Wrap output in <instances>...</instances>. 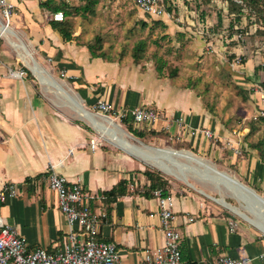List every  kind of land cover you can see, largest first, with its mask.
I'll return each instance as SVG.
<instances>
[{"label": "crops", "instance_id": "obj_1", "mask_svg": "<svg viewBox=\"0 0 264 264\" xmlns=\"http://www.w3.org/2000/svg\"><path fill=\"white\" fill-rule=\"evenodd\" d=\"M44 1L12 0L15 7L10 30L3 35L0 28V186L12 182L19 190L0 212L31 247L56 252L69 231L57 194L44 176L47 171L63 174L69 182L80 179L92 196V211L106 213L105 217L99 215V238L117 245L121 264H146L144 252L165 243L159 199L156 190H148L151 181L144 173L146 164L103 137L106 134L78 110L77 101L86 112L105 120L109 119L94 110L99 99L116 110L156 107L163 114L156 129L176 138L183 135L175 123L180 116L188 128L212 130V138L186 131L180 140L195 152L220 158L222 168L228 170L229 166L235 175L229 173L264 196V157L252 137L248 138L251 127L246 123L251 115L264 110L263 31L256 32L254 24L244 25L248 22L243 18L240 26L250 36L245 41L237 39L225 0H165L166 12L161 15L139 8L133 11L130 0H96L93 12L63 11L62 21L53 19V14L62 10L44 7ZM57 3H66L68 9L84 1ZM66 31L69 38L64 36ZM141 40L145 48L173 53L145 52L136 61L132 51ZM10 41L17 47L23 44L26 63L35 58L51 77L31 73L24 62L27 75L10 76V69H19ZM109 50L117 53L109 55ZM198 50L204 54L203 60L208 54L218 59L224 56L217 68L222 66L228 83L242 94L230 96L226 93L232 88L220 86L224 92L216 98V106L210 107L205 76L196 78L194 84L184 72L189 63L185 52ZM172 63L174 69L167 71L166 65ZM217 76L222 81L226 77L221 73ZM231 99L235 109L240 106L243 122L228 120L235 112ZM104 123L111 127L115 121L108 122L109 126ZM93 138L97 139L95 149L91 148ZM122 180L126 181V194L115 201H110V196L104 200L102 193ZM168 183L173 225L181 234L185 264H222L219 257L223 255L249 258L245 264H264V230L255 224L252 212L245 209L251 219L242 217L220 201L224 208L209 201L205 196L215 201L217 197L204 191L176 187L171 180ZM233 196L240 207L246 205L242 198ZM230 220L236 223L234 231H230Z\"/></svg>", "mask_w": 264, "mask_h": 264}, {"label": "built area", "instance_id": "obj_2", "mask_svg": "<svg viewBox=\"0 0 264 264\" xmlns=\"http://www.w3.org/2000/svg\"><path fill=\"white\" fill-rule=\"evenodd\" d=\"M135 5L146 13L161 15L166 12L165 0H133ZM15 4L12 0H0V20L10 28L14 15ZM53 19L62 21L65 19L63 11L53 14ZM10 76L23 78L27 71L23 68L10 69ZM94 110L105 118L115 121L121 125L128 120L136 128L156 129L158 122L162 119V112L153 106L142 105L136 108L116 110L111 103L99 99L94 105ZM262 110L255 118L263 117ZM175 123L182 130L191 135L204 134L208 138L214 136L208 128H188L183 117H177ZM190 127V126H189ZM176 135L177 139L182 138ZM97 139H91V148L95 149ZM238 152V150H236ZM49 187L54 190L58 197V205L63 212L69 226L66 240L61 249L50 252L44 247H31L26 238L20 236L17 229L4 221L0 212V264H121L117 245L114 242L104 241L100 235V216L106 213L93 212L90 205V194L84 188L80 179L69 182L67 177L56 171L44 173ZM18 188L12 182L3 183L0 186V211L1 206L9 199L16 197ZM155 195L159 199V214L165 233V243L162 247L153 251L144 252L146 264H185L180 249V232L174 227L173 200L168 194L162 195V190L157 189ZM100 215V216H99ZM230 231L236 229V223L229 221ZM249 258H232L220 256L222 264H245Z\"/></svg>", "mask_w": 264, "mask_h": 264}, {"label": "rangeland", "instance_id": "obj_3", "mask_svg": "<svg viewBox=\"0 0 264 264\" xmlns=\"http://www.w3.org/2000/svg\"><path fill=\"white\" fill-rule=\"evenodd\" d=\"M130 1H131V6H132L131 10H133V11L138 10V7L135 5L134 1H132V0H130ZM1 21L3 22L2 19H1ZM251 21L252 22H254V21L256 22L255 19H251ZM243 24L246 25L248 23L244 22ZM251 24H254V23H251ZM254 27L256 28V24H254ZM263 27H264V25H263ZM245 31L246 30H245V28L243 29V27L235 29V35L234 36H236L237 39L245 41L246 37L250 36V35H248L249 33L247 34ZM20 41H21V43H23L22 39H20ZM10 43H11V41H10ZM11 45H12V43H11ZM12 46H13L12 47V58L15 61H18V63H19L18 64L19 66L17 68H22L24 66L23 64L25 63L32 69L31 73L38 75L34 71V69L30 66V64L26 63L25 58H28V55H26L24 50L22 48H20L22 46H19V47L14 46V45H12ZM145 52H146L147 55L151 54V53H154V52L157 53V54H163V55L164 54H169L170 55L171 53H173L172 50L171 51H167V49H166V51H163V50H158V49L157 50L156 49H150L148 47L145 48V50L143 52V55L145 54ZM106 53H108L109 55H115L117 52L113 51V50H109V51H106ZM179 53H181V52H178V54ZM185 53L189 55V57L186 59V62L188 61L189 63L184 65L185 76L189 77V79L192 80V82L194 84L196 83V78H200V79L202 78L203 79V77L205 76V78L207 80V83L205 85L206 86V90L205 91L208 92V96L209 97L207 99H208V103L211 104L210 107L213 106V108H214L216 106V102H217L216 98L219 99L220 96L224 92V90L220 86L225 87V88H232L231 93H229V91H227V93H226V94H230V96L233 95V94H237V95L242 94V92H240L238 87L232 86L230 83H228L229 79L227 77V72H225L223 70L222 66H219V68H217L218 64H220V65L222 64L221 60H224V56L223 57L221 56L218 59L217 57L214 56V54H208L207 58L205 60H203L204 54H202V52L199 51V50L198 51H192V52H185ZM219 53L220 52H218L217 54L219 55ZM224 53L226 54L225 51H224ZM228 55L230 56V54H228ZM240 56L238 55V57L236 59L237 63H239L241 61V59H240L241 57ZM169 61H170V59H169ZM173 64L174 63H172L171 65H166L168 67L167 71L171 70V69H174ZM220 73L222 75L224 74L226 76V77H224L223 81L220 80L221 78H219L217 76ZM28 74H29V72H28ZM225 79H227V81ZM45 85H47V84H45ZM230 105L234 107L235 112L233 114V118H232V116H230V118L228 120L229 121L236 120L238 122H243L244 119L242 117H240V112H239L240 111V106H237V108L235 109L236 103L233 102L232 99L230 100ZM226 110H227V107H226ZM256 116H257V114H256ZM260 118L261 117H259L258 119L255 118V115L253 114V115H251L249 117V119H246V123H248L250 125L251 130L253 128V131L248 134V138L252 137L253 144H259V142L263 141V143L260 146L262 148V151L264 152V120H262ZM229 121H227V122H229ZM88 123L92 124L89 120H88ZM121 126H120V128L123 129L124 131H126V133L130 135L129 139L131 141L137 143L140 146L149 145V146H156V147H163V148L169 147V148H174V149H187V150L193 151L190 148H186L185 147V145L187 143H183V142L179 141L175 136L173 137L170 134L167 135V136H164L165 138H163V139L162 138L161 139L160 138L159 139L158 138L157 139L156 138H151V139H149V141L146 142L142 138H140L139 136L136 135L138 133L137 130L139 128H136L134 125H131V127H130L126 123V121H123L121 123ZM103 137L109 138L107 135H103ZM150 141H152V142H150ZM214 141H216V140H214ZM112 144L115 145L116 147L124 149L123 147H120V146H118L115 143H112ZM124 150L126 152L134 155L139 160H141L144 164H146V168L147 169L154 170V172H156L157 174H161L167 180H171L176 187H185V188H188V189H195V191H198V190L204 191L205 193H207V194H209L211 196L217 197V198L224 197L228 202H230V203H232V204H234L236 206H240V201L233 196V193L227 188V186L215 183V181L213 182V180H211L210 178H206V177H203L201 175H198V174L194 173V170H193V172L191 170L190 171L189 170H187V171L183 170L182 171L180 169L181 166L179 168L176 166L178 169L181 170V172L183 173L184 176L183 175H176L174 173H171L169 170H166V168H168L169 166H174L175 164L171 163L168 160V158H166L165 156H153L154 159H156V160L158 159V162L156 161V163H157L156 164V163H153L154 162L153 160L150 161V160L146 159L145 157L140 156V155H138L136 153L130 152V151L126 150V149H124ZM193 153L196 154L195 156L198 155L197 156L198 160H190V159H187V158H182L183 159L182 163L186 164V165H188L189 163L190 164H195V165L200 167V164H199V162H201L200 157H203L205 160L208 161V163L210 165H212V166L216 165L218 170H220V171L225 170V171H228V173L230 171L231 173L234 174V172L229 168V166H226L228 168V170H226V169L221 167V164H219V160H221L220 158H219V160L217 158L213 159L214 156H212V154H202L200 152H195V151H193ZM204 159H203V161H205ZM229 160H230V158H229ZM217 163H218V165H220V167L217 165ZM182 168L185 169V168H188V166L187 167H182ZM231 173H229V175L233 179H235V180H239L240 179L242 182L250 185L245 180H243V179H241L239 177H238L239 178L238 179L237 177L234 176L235 174L232 175ZM222 174L223 175H228V174H224V173H222ZM205 197H207V199L209 201H211V202H213L215 204H218V205H220L221 207L224 208V205H222L219 202L220 199L215 201V200L211 199L208 196H205ZM226 209L229 210L230 212H233L232 210H230L227 207H226ZM235 215H236V213H235ZM236 216H238V215H236Z\"/></svg>", "mask_w": 264, "mask_h": 264}, {"label": "trees", "instance_id": "obj_4", "mask_svg": "<svg viewBox=\"0 0 264 264\" xmlns=\"http://www.w3.org/2000/svg\"><path fill=\"white\" fill-rule=\"evenodd\" d=\"M84 4L78 5V6H69L67 9V4L66 3H57V0H46L42 2V5L46 8L51 9L52 11H58L62 10L65 12V14H71L73 12H88L94 11V6L96 3V0H83ZM226 1V7L228 10V13L233 17L231 21V28L238 29L240 28V24L243 20V18H246L248 21V25L251 23L256 24V32H261L264 27V0H225ZM254 17V18H253ZM251 19H255L256 22H252ZM240 26V27H239ZM64 30L65 28L62 27ZM244 29V28H243ZM64 36L66 38H69L68 32H64ZM145 50V41L141 40L137 44H135L133 48V57L137 61L142 55ZM93 55H97V52L92 50ZM158 71L161 73V68L158 67ZM260 119L264 120V116L261 117ZM126 123L131 127L133 125L130 123L128 120H126ZM136 130V129H135ZM138 133L136 134L140 138H142L144 141H149L151 138H165L164 136L169 135L167 131H160L157 129H147V128H139ZM253 131L250 130V132ZM152 136V137H151ZM174 137V136H173ZM171 138V137H170ZM181 141V140H179ZM185 143L184 141H181ZM263 141L259 142V144H255L254 146L260 151L261 155L264 157V152L262 151L261 144ZM186 148L187 144L185 145ZM148 178L150 179L151 183L148 187V190L151 192H154L157 189L162 190V195L166 196L168 195V190L167 186L169 185L168 180L163 177L161 174H157L154 172V170L151 169H146L144 172ZM104 196V200H108L107 196L109 197L110 201H115L117 200L118 197L121 195L126 194V181L122 180L120 181L114 188L111 190L102 193Z\"/></svg>", "mask_w": 264, "mask_h": 264}, {"label": "bare ground", "instance_id": "obj_5", "mask_svg": "<svg viewBox=\"0 0 264 264\" xmlns=\"http://www.w3.org/2000/svg\"><path fill=\"white\" fill-rule=\"evenodd\" d=\"M0 28H1V33L4 35L6 33H8V30H10V28L7 27V25L5 26L1 20H0ZM19 46H22L20 48H24V45L22 44H18ZM18 46V47H19ZM30 64V66L36 71V73H38L42 78L47 79L50 78V74L47 73L43 67H41L35 58H32V60L30 59V61L28 62ZM77 108L81 113H85L88 118H90L94 124L106 135L109 136V138H111L114 142H116L117 144L125 147L127 150L134 152L140 156L145 157L148 160H153V163H156V161L158 162V159H154L153 156H165L166 158H170L173 159L175 157H172V154L169 152L171 148L166 147V151H156V150H152L150 148H148L147 146H140L137 143L131 141L129 139L130 135L126 133V131H124L123 129L120 128V125L117 126V123H113L111 124V127H107L104 123V121L106 122V124L109 126V123L114 122L113 120H105L104 118H99L97 117L95 114L90 113V112H86L84 110V108L82 109L80 107L79 102L77 101ZM109 122V123H108ZM174 149V148H173ZM176 150V149H175ZM174 151V150H172ZM179 155V156H178ZM180 157V159L175 158V160H180V161H175L176 163H179V165L181 166L180 169L183 171H187V170H194V173L196 174H200L202 176H209L211 178V180H213V182L215 181V183L218 184H222L227 186V188L235 195H237L239 198L241 197H245L246 195L251 196L252 198H254L256 200L260 198L249 188H247L245 185L241 184L240 182H238L237 180L232 179L230 176L228 175H223L222 173L218 172L216 169H214V166L210 165L208 162L203 161L201 159V162H203V166L199 167L195 164H183L182 162V158H187L190 160H198L197 156H195L194 153H191L189 151H179L177 152V155ZM174 160V159H173ZM157 164V163H156ZM183 169L182 167H187ZM203 167H207L208 171H204ZM178 169L176 167V165L174 166H169L168 168H166V170H169L171 173H174L176 175H183V173L181 172V170ZM165 170V169H164ZM184 176V175H183ZM200 177V176H199ZM198 178V177H197ZM221 203H223L224 205H227L230 209H232L234 212H236L237 214H239L240 216L244 215L243 213L245 209H243L240 206H236L232 203H229L226 199L225 201L220 199L219 200ZM260 208L262 210H264V207L260 206ZM244 217V216H242Z\"/></svg>", "mask_w": 264, "mask_h": 264}, {"label": "water", "instance_id": "obj_6", "mask_svg": "<svg viewBox=\"0 0 264 264\" xmlns=\"http://www.w3.org/2000/svg\"><path fill=\"white\" fill-rule=\"evenodd\" d=\"M144 146H147L148 148H150V149H152V150H156V151H166V148H163V147H156V146H149V145H144ZM172 150H174V151H172ZM179 151H189V152H191V153H193L192 151H190V150H187V149H173V148H171L170 149V153L172 154V157H175V158H177V159H180V157H178V156H175V155H177V152H179ZM196 155V154H195ZM198 156V155H197ZM200 157V156H199ZM175 158H173V159H169L168 158V160L171 162V163H174L178 168L180 167V165H179V163H176L177 161H180V160H175ZM200 159H204L203 157H200ZM205 160V159H204ZM176 161V162H175ZM205 161H207V160H205ZM208 162V161H207ZM199 164H200V166H202L203 165V163L202 162H199ZM214 165V164H213ZM214 169H216L218 172H220V173H224V174H228L229 175V173L228 172H226V171H220V170H218L217 169V167L214 165ZM204 168V171H208V169H207V167H203ZM192 172H193V170H191ZM198 175H200V174H198ZM202 176V175H201ZM230 176V175H229ZM203 177H206V178H210L209 176H203ZM211 179V178H210ZM239 181V180H238ZM241 184H243V185H245L247 188H249L250 190H252L259 198H260V200L261 201H259V199H257L256 198V200L254 199V198H252L251 196H249V195H246L244 198L243 197H241L242 198V200L246 203V205H244L243 206V208L244 209H246V210H248V211H250V212H252L255 216H256V218H257V220L255 221L256 223V225H258L260 228H262L263 230H264V210H262L261 208H260V206H262V207H264V196L263 195H261L260 193H258L254 188H252L251 186H249V185H247V184H245V183H243L242 181H239ZM214 199H216V200H219V199H222V200H224L225 201V199L224 198H214ZM244 215L243 216H245L246 218H248V219H251L246 213H243Z\"/></svg>", "mask_w": 264, "mask_h": 264}]
</instances>
